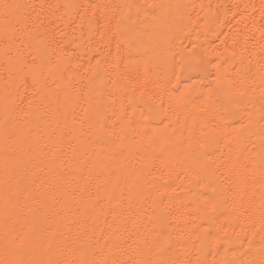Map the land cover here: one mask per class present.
I'll list each match as a JSON object with an SVG mask.
<instances>
[{"label":"bare ground","instance_id":"obj_1","mask_svg":"<svg viewBox=\"0 0 264 264\" xmlns=\"http://www.w3.org/2000/svg\"><path fill=\"white\" fill-rule=\"evenodd\" d=\"M0 264H264V0H0Z\"/></svg>","mask_w":264,"mask_h":264}]
</instances>
